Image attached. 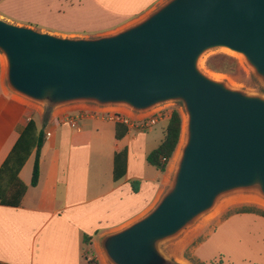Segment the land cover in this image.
Returning <instances> with one entry per match:
<instances>
[{
    "label": "water",
    "instance_id": "1",
    "mask_svg": "<svg viewBox=\"0 0 264 264\" xmlns=\"http://www.w3.org/2000/svg\"><path fill=\"white\" fill-rule=\"evenodd\" d=\"M212 49L240 55L264 84V0H167L135 24L67 38L0 18L11 91L53 109L90 103L136 113L179 102L185 139L173 181L139 220L105 236L110 264H175L160 251L225 194L264 198V98L198 69Z\"/></svg>",
    "mask_w": 264,
    "mask_h": 264
},
{
    "label": "crops",
    "instance_id": "2",
    "mask_svg": "<svg viewBox=\"0 0 264 264\" xmlns=\"http://www.w3.org/2000/svg\"><path fill=\"white\" fill-rule=\"evenodd\" d=\"M23 1L0 0V18L18 26L34 28L32 24H36L41 27L35 30L60 37L98 38L135 24L167 0H79L77 8L85 10L89 17L84 15L83 29L68 32L44 28L47 25L40 17L21 19L15 8L19 9ZM27 4L32 13L39 11L38 5ZM71 7L53 14L46 5V10L48 16L65 18ZM83 104L90 103L62 113L57 112L61 107L50 111L44 127L37 186L30 187L31 175L27 180L22 177L29 158L19 174L28 186L20 207L0 205V264H103L101 255L110 264L102 250L103 238L146 215L164 193L161 186L168 178L167 169L160 173L149 166L143 153L146 132L152 127L119 124L128 132L117 141L118 123L90 118L81 113L87 108ZM14 107L15 111L0 108V165L30 119L38 127L43 125L41 114L25 118L24 112ZM76 116L77 125L72 128L66 118ZM168 119L167 115L158 123ZM162 136L160 143L164 131ZM124 150L126 174L115 182L114 156ZM147 165L158 173L151 179L146 178ZM133 182H137L136 190L131 186ZM225 240L229 241L227 245H223ZM263 242L264 217L237 214L225 219L194 247L193 253L197 261L205 264H264Z\"/></svg>",
    "mask_w": 264,
    "mask_h": 264
},
{
    "label": "rangeland",
    "instance_id": "3",
    "mask_svg": "<svg viewBox=\"0 0 264 264\" xmlns=\"http://www.w3.org/2000/svg\"><path fill=\"white\" fill-rule=\"evenodd\" d=\"M30 2L33 3L31 4L32 6L38 5L39 11H37L36 13H32V9L26 8V5H28L27 3ZM21 3L22 6L20 7L19 5V9L17 7L15 8L16 12H19L21 15L19 17L24 21H27L28 17L31 16L40 17L39 20L41 22H43L44 20L43 23L47 25L44 26V28L46 29L57 30L61 32L78 31L79 29H83V26L86 23L83 22V18H85L84 15H86L87 12L85 10L77 8L79 0H24ZM46 5L47 9L53 14L56 12V10L64 9L65 7L68 8L70 5H73V7L70 8L72 9V11H70L65 18H55L48 16ZM86 16L87 18L89 17L88 15ZM32 26L36 29H39L41 27L36 26V24H32ZM216 54H226L236 58L239 64L238 72L235 75H227L213 73L209 71L206 67V61L209 57ZM198 69L208 77L223 82L228 88L232 90L240 91L247 95L260 96L264 98V84L257 76H255L253 70L245 63V61L240 55L233 54L223 49H212L201 56L198 62ZM14 105L19 107V109L24 112L25 118H31L41 114V122H43V119L46 117L45 112H49V110L44 108L42 105L32 102L22 96H19L10 90L7 83L6 63L3 55L0 53V108L6 107L9 108V110L15 111ZM81 107V103L69 105L57 109V112L62 113L66 110H72ZM113 108H119V110L125 109V107L122 106H113ZM174 109L179 111L182 118L181 135L177 149L168 164V178L166 182L161 186V192H165L173 181V174L176 168V161L181 147L183 127L186 124V113L181 103L179 102H167L152 109L156 111L165 110V112L168 113V116H170V112ZM166 125L167 120L160 121L158 124H156L154 127H152L146 132L148 139L145 147L143 148V153H145L146 157L149 153H151L158 147L160 140L163 137L162 134L164 129L166 128ZM45 156L46 154L44 155V159ZM33 164L34 155L30 157V160L28 161L22 173V177L24 179L27 180L32 174ZM157 174L158 173L153 168L147 165V179H151ZM253 208H257L264 211V198L261 197L259 193L255 190L235 191L222 195L217 199L213 208L210 211L198 217L191 225L185 228L176 237L162 243L160 245V251L166 258H168L175 264H195L197 259L195 258L193 253L194 247L203 242L208 237V235L215 231L216 228L225 219L229 218L230 216L240 214L238 212L241 210ZM222 242L223 245H227L229 241L225 240V242ZM91 260L92 262H97L96 259ZM100 262H102L103 264H108L103 255H101L100 257Z\"/></svg>",
    "mask_w": 264,
    "mask_h": 264
},
{
    "label": "trees",
    "instance_id": "4",
    "mask_svg": "<svg viewBox=\"0 0 264 264\" xmlns=\"http://www.w3.org/2000/svg\"><path fill=\"white\" fill-rule=\"evenodd\" d=\"M209 71L218 74L235 75L239 70L236 58L226 54H216L209 57L206 61ZM42 127H38L33 119H30L18 139L14 143L5 160L0 165V205L5 207H20L22 199L27 192L26 186L19 174L28 159L34 155V164L31 174L30 187H36L39 181V157L41 149L45 143L44 127L50 116V111L45 112ZM182 118L178 110H172L164 130V138L160 145L149 153L146 162L160 173H164L172 159L180 141ZM128 132L125 126L115 125V139L121 140ZM127 153L121 151L114 156L113 180H121L126 174ZM137 182L131 183L133 190ZM238 213H254L264 217V211L253 208L244 209ZM89 241V238H84ZM195 264H205L196 261Z\"/></svg>",
    "mask_w": 264,
    "mask_h": 264
},
{
    "label": "built area",
    "instance_id": "5",
    "mask_svg": "<svg viewBox=\"0 0 264 264\" xmlns=\"http://www.w3.org/2000/svg\"><path fill=\"white\" fill-rule=\"evenodd\" d=\"M85 107L84 113L92 119H103L112 121L118 124H123L125 126L134 127L139 126L141 129H149L155 126L161 118H164L168 115L165 110H152L144 113H136L127 108L124 110L113 109L112 107H100L95 104H83ZM79 116L66 118L67 123L70 127L75 128L77 123L76 119ZM49 136V134H47Z\"/></svg>",
    "mask_w": 264,
    "mask_h": 264
},
{
    "label": "bare ground",
    "instance_id": "6",
    "mask_svg": "<svg viewBox=\"0 0 264 264\" xmlns=\"http://www.w3.org/2000/svg\"><path fill=\"white\" fill-rule=\"evenodd\" d=\"M184 133H185V126L183 127V135H182V138H181V147H182V145L184 143ZM181 147H180V149H181Z\"/></svg>",
    "mask_w": 264,
    "mask_h": 264
}]
</instances>
